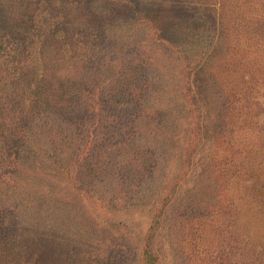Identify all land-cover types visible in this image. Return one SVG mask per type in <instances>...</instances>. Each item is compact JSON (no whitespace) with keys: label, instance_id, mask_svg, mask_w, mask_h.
Wrapping results in <instances>:
<instances>
[{"label":"rangeland","instance_id":"1","mask_svg":"<svg viewBox=\"0 0 264 264\" xmlns=\"http://www.w3.org/2000/svg\"><path fill=\"white\" fill-rule=\"evenodd\" d=\"M0 264H264V0H0Z\"/></svg>","mask_w":264,"mask_h":264},{"label":"trees","instance_id":"2","mask_svg":"<svg viewBox=\"0 0 264 264\" xmlns=\"http://www.w3.org/2000/svg\"><path fill=\"white\" fill-rule=\"evenodd\" d=\"M215 134V133H214Z\"/></svg>","mask_w":264,"mask_h":264}]
</instances>
